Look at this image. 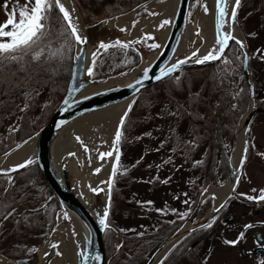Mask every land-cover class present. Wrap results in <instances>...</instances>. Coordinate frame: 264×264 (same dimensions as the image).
Wrapping results in <instances>:
<instances>
[{"label": "rangeland", "instance_id": "1", "mask_svg": "<svg viewBox=\"0 0 264 264\" xmlns=\"http://www.w3.org/2000/svg\"><path fill=\"white\" fill-rule=\"evenodd\" d=\"M148 1H153L155 3H161L165 0H148ZM9 2H10V7H11L13 4H15L16 0H9ZM24 3H25V0H19V5H23ZM201 3L203 4L205 2L201 0ZM3 4H4V0H0V23H3L7 19L6 10L2 6ZM256 4H257L256 0H241V7L238 10L237 28H238V32L240 35V38L239 37L238 38L241 40H244L247 46V53H248V44H247L248 42L244 36L245 33H255L256 35V36L249 37V44L252 45V49H250L251 53H253V49H255L257 46L264 47V31L261 29V27H259L258 18L254 12L256 8L255 7ZM188 7L189 8L187 11V23L191 26V29L193 30L192 38H193V41H195V43H192V44L196 45L202 42V38L194 35V33L196 32L197 28L201 30V27L198 25L199 24L198 20L200 19L201 16L205 15V13L201 6H196L195 8H193L192 0H191V7L190 5ZM141 9H145V11L147 12H144L142 15H138L137 12ZM132 10L135 11L134 12L135 18L131 20L132 22H130V24H122L119 26L108 25L102 31H99L95 34V37L92 43L93 44L92 50L94 53L97 52L98 44L101 41L106 42V43L114 42L117 39H119L122 42H128V41H133V40L141 41L139 43L132 44L128 49H124V50H120L119 48H110L109 50L104 51L101 49L98 54V57L96 58V65H95L96 67L99 66L103 68L101 71L102 73L100 75L113 74V73H118L121 71L124 72L129 68L131 69L135 68L138 64L143 63V59H145L146 56L148 58V55H154L157 52L158 48H150L149 45L153 43L159 44V45L162 44L163 32L166 28H168L169 25H165L163 28H159V25L162 23L164 19H170L171 15L164 14L163 11H161L160 7L159 8L155 7V10H153V9L148 8L147 6H143L140 4L133 5L132 7L126 8L125 11H123V14L131 12ZM153 11L159 13V15H149V13ZM150 16H156V22L154 24L155 29L149 32L140 30L136 33L135 28L132 27L133 21H138L139 23L141 19L148 18ZM246 16L247 18L244 19ZM80 17H81V14H80ZM120 28H128V31L122 32L119 30ZM211 30H212V19H211ZM102 32L104 33L101 34ZM145 34H150L151 36L155 37V39L154 40H151V39L144 40L143 37L145 36ZM60 43H62V41H60ZM230 45L233 48L232 54L229 55L227 51L225 52V55H228V58L233 60V63L227 66L230 74H223L221 69L224 68L225 66L221 63V61L220 62L216 61L218 62L217 64L218 66L222 65L218 71L212 72L211 69L206 70L207 75L211 76L210 77L211 79L210 78H209L210 80L208 79L210 82L208 83L210 85L209 92L206 91L202 93L201 91L197 95H195V98H196L195 101L192 100V102H187L186 98L184 99V96L182 95L183 93L181 92L180 84L173 85L174 89L172 88L169 89L170 90L169 93L170 94L173 93L174 95L176 94L179 96V104L177 101H175V98L171 99L173 100L172 101L173 104L172 106H170L169 110H171L172 112H167L164 110L163 116H159L160 111H155L154 114H155L156 119H151L149 121H147L145 116H142L141 120H146V121L140 120L139 122H137L136 120H132L129 127L124 131L127 139L120 145V149H121L120 163L121 165L125 166V168H127L128 173L124 175H120L119 173L122 172L123 169L118 168V174L112 184V190L116 189V187L120 188V186L122 187L124 186V184H126L127 186L121 189L123 192V197H124L122 201L120 199L115 198V200H117L115 202L116 206L115 205L113 206L112 200H111V208L113 209L110 214L111 224L109 223V228L104 229L108 232L107 236L109 237V242H110V246L107 247L108 248L107 251L110 253V255L105 254V264H109L111 262L110 258L114 257V255L112 254H114L115 251H116L115 264H120L119 262L120 259L123 260V257L128 256L130 253L133 256H136L137 254H139V248L140 247L143 248V246H141V242L145 241L146 240L145 238H147L148 236L142 235L141 237H137L135 236L134 232L142 231V226H144L145 228H147V225H149L148 227L155 226L157 223V220L159 219L160 222H162V225L165 226L164 228H166V230H169L168 232L169 234H167V231L165 230L164 234L161 233L159 237L155 238L152 243L147 244L144 247V249L140 251V255L143 254V256L141 258L140 257L137 258L140 261L135 262V264L146 263L148 259L150 258V256L152 255V253L157 248H159L160 245H162V243L167 239V237L172 232H174V230L177 229V227L181 225L187 219V217L185 219H182L180 224L176 228H174V230L171 231V229H173V227L175 226V223H173V221L176 222L177 220L180 219L176 215V213L173 212L172 210L176 209L182 212L188 211V206L183 204V200L185 199V196L183 194L187 193L188 197H191L188 193V190L190 189L189 183H195V185L197 184L196 190L198 188H201L202 190L203 188L209 189L211 187L215 188V187H220L222 185H225L226 178H227L226 175L228 174V171H229V167L227 164V153L230 148L234 130L237 124L239 123L240 118L244 114L247 108V105H248L247 104L248 103V92H247L246 81L245 80L242 81V84L239 83V80L237 78L238 76L233 74V71H236V69L241 70L243 57H241L240 60L235 59V56L240 55V53L235 50L236 46H235L234 41H231ZM56 46H59V44H57ZM74 49H75V45H74ZM136 58L138 59V61L135 64L133 63L131 64L133 59H136ZM146 60H149V59H146ZM214 62H212L211 64L213 65ZM16 66H17L16 64H12L10 67L5 69V74L2 77L3 81L8 80L9 78L11 79L16 78V74H18L17 70L15 69ZM117 69H120L121 71L120 70L116 71ZM180 69L181 68L177 70H180ZM247 71H248V67H247ZM248 73L250 75V71H248ZM45 74H47V72H45ZM192 80L194 81L193 87L194 86L197 87L195 84L197 81H199V79L196 75L194 77L192 76L190 80L188 78V80L185 81V84L191 85ZM216 82L222 85V87L219 88L217 93H213L214 91H213L212 86H216L215 85ZM252 85H253V79H252ZM7 86L8 85H6L5 87ZM10 87L13 88L10 96L13 97L14 103L16 105H15V108L13 107L11 108L10 111L6 112V114H9L7 115L6 122L5 123L0 122L1 124L0 125V146L4 145V143L9 138L12 137L13 132L10 129L17 127L16 126L17 120L21 117L22 114L28 112L30 115V121L32 122L35 119V117H38L42 113H45L47 111V107L49 106V98L51 96V90L55 88L54 86H52L53 88L49 87L48 93H46L47 89L43 87L42 92L44 95H41V97L43 98H40L39 101L38 99H36L34 102H31L32 101V93H31L32 90L30 88H27V89L24 88V86H21L19 83H17V80H11ZM243 87L245 88L246 94L243 95V92H240L239 99H241L242 97H245L246 99L245 108L242 111V113L238 112V114L240 113L238 115L237 113L234 112V110L236 109L233 110V105L234 104L237 105V96L235 99L233 97L237 92H239L240 89H243ZM33 89L36 92L37 86L36 88L33 87ZM152 92H153L152 90H148L146 95L148 96ZM253 93H254V89H253ZM27 94H30V95H27ZM16 100L17 102H15ZM167 102L168 101L166 100L165 103ZM254 102H255V105L259 107L256 104L255 97H254ZM26 104L27 105L31 104V105L27 107L25 112L21 111V109H23ZM207 104H209V107L213 106L215 108V111H212V112L217 115V118L222 120V121L219 120V122H223V125L229 124L234 119L233 128L231 127V130H230L229 126L227 129V127L221 128L220 124L218 123L215 124L214 123L215 121L212 117L213 114L210 112L211 110L207 107ZM166 105L167 104H164V107ZM181 109L184 111L187 110L185 111V113L187 114H184L185 119L180 123L178 122L180 127H182V130L179 136L177 135L176 137L174 135L170 136L167 130L168 126L171 123H173L170 120L173 115H170V113H173V112L176 113V115L174 116L178 118L177 116L180 115L179 111H181ZM1 111L2 110H0V112ZM259 112L260 111L254 112L256 114L255 117L253 118L254 121L260 120L263 118L262 114H258ZM201 116L203 117V119H200ZM215 125H217L216 126L218 127L217 130L220 133L222 129H227L229 132L232 133L231 134L232 137L231 136L227 137L229 133L228 131L224 132L221 150L218 152H221L224 150L226 154V159L222 160L223 156L221 154L220 163L218 164V166H215V168L213 169V174L215 175V179L213 177L214 181L212 182L206 181L207 182L206 183L205 180H206V175H207L208 168H209L208 165L210 164V158L206 156V158L203 160L204 163L202 165L194 167L193 164L195 160L193 161L189 160L188 151H190L191 148L185 144V138H190V141L196 138L195 141L197 142L201 139L198 137V134H201L202 137L204 136L206 139L213 140V138H215L216 136L215 135ZM148 132H151L152 134L150 137L143 135L144 133H148ZM165 132H166V135H164ZM245 135L246 134L244 132L243 144H245L244 142ZM141 136H143L142 139H136L137 137H141ZM173 138L175 139L172 140ZM221 139H219L220 143H221ZM162 142H163V146H161ZM201 142L204 143V138L202 139ZM225 145H228V147L225 148ZM157 148H159V151H156ZM173 149H176V151L173 152L172 151ZM191 152L193 154V151ZM169 156L172 157V162L164 163V161L168 160ZM136 160L140 161V163L137 164ZM246 162L248 163L246 165L245 170L243 169L242 171L243 177H241L240 179L241 183L239 182L238 188L245 190V191L246 190L250 191L251 185L249 184V182L255 181L258 184H255L254 182V184L257 186L256 188L253 186L252 187L257 190L262 189L264 187V162L263 160L253 159V160H247ZM221 163L223 164L224 168H225V165L227 167L226 174H223V176H222V173L219 172L220 168L224 170V168L220 166ZM133 165L135 166L133 167ZM149 165H151V167H149ZM157 165H160V167L157 168ZM112 168H113V165H112ZM238 168L239 170L237 169L238 171L237 176H239L241 172V168L239 166ZM155 177H159V179L156 180L154 179ZM169 177H171V179L169 180L167 184L162 183L164 179H167ZM201 190L199 194L198 195L195 194L194 199H192L193 201H195V203L191 205V212L193 211L194 208L197 207L194 221L202 217L209 210H211L214 207V205L220 201L221 197L225 193L224 191V193L220 197L216 196V200H212L211 196L214 193L208 191L207 194H205L204 196H201L200 194ZM177 196H179L180 198L175 199V197ZM230 196H228V198ZM228 198L226 199V201L228 200ZM204 199L207 200L206 203H202ZM145 201H152L153 203L152 204L138 203V202H145ZM44 202L45 201L40 202V205L44 204ZM107 203H108V199H107ZM210 204H212L211 208L209 207ZM208 207L210 209L207 212H205V209H207ZM44 208L45 207L42 206L40 210L44 211ZM165 208H166V214L165 212L157 211L158 209H165ZM108 211L110 213V208L108 209ZM203 212L205 213L197 217L198 214H201ZM54 216L55 218L52 221L53 225L51 224L50 226V224H48L49 228L47 230V235L43 239V242L37 244L36 246L38 249V251L36 252L37 259H34L33 264H48L55 257L56 250L50 247L51 243L55 241L49 242L48 238L50 234L52 233V229L54 228L58 220L61 222H66L67 220L63 218L64 214L62 213L61 208L57 209V212L54 213ZM252 216L253 215H249L250 220H253L254 217ZM255 218L259 219L260 217L256 215ZM164 228H159L158 231L161 232L162 229ZM121 229L125 231H120ZM258 230L261 231L260 234L264 238V225H261V227H258V228H255V227L248 228L245 232V235H247L246 233H248L246 238H248L249 240L251 239L255 240L254 236ZM188 232L186 234H188ZM128 234H130L129 237L127 236ZM165 234L167 235L164 237ZM186 234H184L179 240H181ZM125 236L127 237L125 238ZM103 238H104V231H103ZM120 244H123V247L117 250V245H120ZM174 244L171 245L169 248H167L165 252L160 253L161 255L159 256V258H157L158 260L157 259L155 260L156 264H158L160 260L164 258L165 254H167L170 249H173ZM262 244H264V242ZM49 247H50V250H52V253L51 255L46 257L45 251L48 250ZM214 247H215L214 251L209 255V257L206 258V261L204 263L206 264H234V263H238L239 260L240 261L242 260V257L239 256V251H238L239 246L236 244L233 246V245H228L225 243H221L220 241H217ZM104 253H105V247H104ZM143 257H146V258L143 260ZM10 258H14V257H10ZM238 258L239 260H237ZM123 263L126 264L127 262L124 261ZM179 264H183V263H179Z\"/></svg>", "mask_w": 264, "mask_h": 264}, {"label": "water", "instance_id": "2", "mask_svg": "<svg viewBox=\"0 0 264 264\" xmlns=\"http://www.w3.org/2000/svg\"><path fill=\"white\" fill-rule=\"evenodd\" d=\"M63 3L66 5V7H75V14L77 17H79L82 35L88 38V42L83 46L75 45V49L71 58V68L66 89L59 102L49 115L48 119L33 133L24 137L10 148L0 153V167L8 169L13 165L26 162L28 159H33L35 161L33 166L35 167L46 188L59 202L62 213H67L68 217L80 225L85 234V242L83 246L76 247V257L74 264H105L103 241V231L105 227L104 225L100 224L99 221L107 205L102 203L99 192L96 193L91 190L92 194L88 200H85L78 193L72 182L70 164L68 160L65 157H62L59 161H54L51 156L53 142L57 135L65 128L87 114L125 100H128V105L126 106L127 109L133 97L141 88L158 81L154 77L160 74L161 69L167 70L168 68H171L174 64L178 63V61L191 56V54L196 51V49H193L184 56L180 55V51L184 43L189 0H175L173 11L170 16L172 23H170L168 26L167 33L163 38L162 44L160 45L161 47L158 48L157 52L149 60L143 64H138L135 68H129L124 72L121 71L118 73L91 77L87 75V70L91 65L94 53L92 50L93 39L97 32L102 31L104 28H106V26H108L107 23H101L102 21H107V19L86 24L80 17L78 9L73 0H63ZM215 3L216 0H213L212 46L216 40ZM235 27L237 28V25ZM103 33L104 32L101 34ZM81 47L84 49L83 53L80 52ZM245 51H247L246 44ZM76 56H81L82 58L77 60L75 59ZM211 63L212 62L196 64L192 61H189L188 63L181 65L180 68L206 66ZM145 69L149 70L148 77L150 78L144 77ZM242 69L247 85L248 105L234 130L228 151L227 164L229 171L225 182V185L227 184L225 193L221 197L220 201L216 203L211 210L195 221L194 217L196 215L197 207L194 208L187 219L167 237V239L162 243V245H160L159 248H157L152 253L145 264H156L155 260L159 258L161 255L160 253L165 252L167 248L176 243L177 240H179L184 234L195 227H199L208 223L217 214L215 209L224 203L228 196L233 194V187L236 183V177L238 174V171H236L235 174L233 173V168L235 167L239 170V163L236 165L237 139L239 136L244 138L245 128L248 126L253 113L255 111L264 112V109L255 105L253 88H250V85H252V78L243 63ZM126 72L129 74L122 81L111 85H101L108 78ZM137 80H142L143 83L136 84L135 88L129 87L130 85H134ZM65 100L68 101V104H64ZM126 109L124 110V113ZM120 119L118 120L117 126L120 122ZM25 144L29 145V151L23 159L13 164L4 163L6 158L9 156L5 155L6 152L12 153ZM229 157L231 158L230 161L228 159ZM75 167L77 172L81 173V167L79 164H76ZM1 228L2 227H0V230ZM78 248L80 251H83L85 255H90L92 257L99 256L100 260L97 261L95 259H89L84 261L77 255ZM0 257L7 264H31L33 259H37V254L33 253L29 256L18 258H10L3 255H0Z\"/></svg>", "mask_w": 264, "mask_h": 264}, {"label": "snow or ice", "instance_id": "3", "mask_svg": "<svg viewBox=\"0 0 264 264\" xmlns=\"http://www.w3.org/2000/svg\"><path fill=\"white\" fill-rule=\"evenodd\" d=\"M4 9L6 10V16L7 19L0 23V79H2L3 75L5 74V69L10 67L12 64H16L20 66L21 71L24 70V64H25V58H28L29 62H37V63H50L55 60H62L65 56V53L67 51H70L74 45H86L88 42V38L86 36L82 35V30L79 27V17L75 16V7L72 6L71 8L66 7V5L63 3V0H25V3L23 5H19V0H16L15 4H13L10 7L9 0H4V4L2 5ZM196 6H201L203 8V11L205 15L208 14V7L206 3H201V0H192V7L195 8ZM216 7V40L214 42V45L207 51L206 54H204L202 57L199 55V49H197L195 52L191 54V56L178 61V63L174 64L171 68H168L167 70L161 69L160 74L158 76H155L154 78L159 80L162 77L170 76L172 73H175L177 69L180 68L181 65H184L188 63L189 61H192L196 64H205L207 62H214V61H221V63L225 66L223 69H221L223 74H230L229 70L227 68L228 65H231L233 63V60L228 58V55H225V52L227 51L229 55L232 54L233 48L230 45L231 41H234L235 43V50L240 53V55L235 56V59L240 60L241 57L242 63L244 64L245 68L248 67V60L250 59L249 54L247 51H245V43L243 40L239 39L234 35L235 26L238 24V10L241 7V0H216L215 3ZM231 8V11L229 12L228 9ZM54 10H57V14L53 15ZM149 15H159L157 12H150ZM101 23H108V21H102ZM136 23L138 21H133L132 27L134 28ZM172 23L170 19H164L162 23L159 25V28H163L165 25H169ZM225 28H227V31H225ZM122 32H127L128 28H120L119 29ZM200 29L197 28V31L194 33V35L199 36L200 35ZM250 36H254L255 33H249ZM144 40H154L155 37L151 36L150 34H145L143 37ZM62 41V43H60ZM141 41L133 40L128 42H122L119 39H117L114 42L106 43L101 41L98 44L97 52L93 53V62L92 66H90L87 70V75L89 77L94 75L95 71V65H96V58L98 57V54L100 50L107 51L110 48H119L120 50L128 49L132 44L139 43ZM195 43V41H193ZM59 44V46H56ZM150 48H159L161 47L159 44H151L149 45ZM80 52L83 53L84 49L83 47L80 48ZM255 56H258L261 60H264V50L257 49ZM81 56H76L75 59L80 60ZM195 58V59H193ZM148 69L144 70V77H148ZM124 74V73H122ZM177 82L179 81V77L175 78ZM142 80H137L134 85H130L129 87L135 88L136 84H142ZM250 88L254 89V85H250ZM138 90V89H137ZM241 92L243 89L240 90ZM30 95V94H27ZM239 95V92H237L234 95V99L236 96ZM254 95V93H253ZM64 104H68V101L65 100ZM135 104V101L132 102L126 109L124 115L121 117L120 122L117 126V130L114 134V139L112 144L109 146L108 151L99 152L98 159L104 160L105 158H111L113 157V154L115 153L114 162H113V168L110 174V178L108 181L102 182L108 185L107 188V195H108V203L101 215L100 224L104 225L105 228H109V211L108 209L111 207V192H112V184L114 182V179L116 178L118 174V168L123 169L122 172H120V175H124L127 173V168L125 166L121 165L120 163V145L127 139L124 132V126L125 121L128 117V113L131 112L132 106ZM28 105L26 104L21 111H25L27 109ZM236 105H233V109H235ZM67 110V109H65ZM187 111V110H185ZM170 115H176V113H170ZM200 119H203L201 116ZM11 131H15V128L10 129ZM251 132V127L245 128V134ZM144 136H151V132L144 133ZM143 136L137 137L136 139H142ZM75 139L77 142L81 143L84 146V151L87 153L89 152V149L87 145H84L83 140L80 136H76ZM106 143V142H105ZM186 145L190 148L197 147V143L195 140L186 141ZM163 146V142L161 144ZM254 148V143L250 142L249 140H245V146L243 150V154L241 156L240 160V168H243V165L247 161V154L249 151V147ZM228 145H225V148H227ZM95 151H98V149H94ZM156 151H159V148L156 149ZM173 152L176 151V149L172 150ZM11 153L6 152L5 155H10ZM69 155L74 156L75 153H69ZM260 155L264 156V153H261ZM142 159V158H141ZM230 161V157L228 158ZM89 160H91V157H89ZM172 162V157L169 156L168 160L164 161V163H170ZM35 161L33 159H28L26 162L13 165L8 169H4L0 167V176L6 178V184L0 185V187H3V192H0V208L10 209V210H4L0 211V227H2L4 221H7L9 218H15L17 215L23 216L25 220L28 219L26 215L23 213H18L17 208L15 207L16 203L21 202L24 197L21 196V201H16L15 196H11V199H8L11 188L14 187V177L11 175V173L18 172L20 169L27 168L29 165L34 164ZM140 163V161H137V164ZM204 163L203 160L194 161L193 166H199ZM135 165H133L134 167ZM151 167V165H149ZM160 165H157V168H159ZM101 169L97 168L95 171L98 173ZM237 169L233 168V173ZM154 179L158 180L159 177H155ZM171 177L164 179L162 183L167 184ZM151 182V181H149ZM239 184V177H236V184L233 187V192H235L236 186ZM93 192L98 193L99 191H104L103 188H92ZM253 193H257V189L252 190ZM208 193L207 188H203L201 190V196H204ZM185 196V199L183 200V204L188 206V211H179L176 209H173L172 211L176 213V215L180 219H185L189 216L191 212V205L195 203V201L191 200L190 197H188L187 193L183 194ZM244 195L245 198L249 201H264V190H259V193L257 196L253 195H247V194H241ZM180 197L177 196L175 199H179ZM231 198V197H230ZM212 200L216 199L215 194H212L211 196ZM207 200L202 201V203H206ZM141 204H152V201H145V202H138ZM228 201H225L222 203L218 208L215 209L217 213L221 211V209L225 208L227 206ZM33 211H37L36 209H33ZM157 211L165 212L166 214V208L165 209H158ZM64 219H68L67 213L64 214ZM19 222V221H17ZM216 222V217H213L208 223L201 225L200 228L207 229L211 228ZM175 223V221H173ZM254 225H246L245 228H252ZM56 229L53 228L52 231L54 232ZM120 231H125L121 229ZM198 229H192L189 235L192 234V232H196ZM75 234V232H74ZM144 233H138V235H143ZM244 238V233L240 234V238L235 241H228L226 240V244L235 245L240 242ZM50 247L55 251V255L62 256V252L59 251V242H53L51 243ZM121 247H123V244L117 245V250H119ZM177 246L174 245L173 249H170L167 254H165L164 258L160 260V264H164V261L168 259V256L171 255L172 251ZM32 252L38 251V249H31ZM51 255L50 253H45V256ZM77 255L81 257L84 261H87L89 259H95L97 261L100 260L99 256L92 257L90 255H85L83 251H80L78 248ZM260 264H264V260L260 261Z\"/></svg>", "mask_w": 264, "mask_h": 264}, {"label": "flooded vegetation", "instance_id": "4", "mask_svg": "<svg viewBox=\"0 0 264 264\" xmlns=\"http://www.w3.org/2000/svg\"><path fill=\"white\" fill-rule=\"evenodd\" d=\"M147 1L148 0H138V1L137 0H77V6H78V10L82 18L84 19V21L87 23H92V22L99 21L102 19H109L115 15L123 14V11H125V9L123 10L122 8L123 4L129 5V7H132L133 5H137V4L142 5L143 3H146ZM256 2L257 4L255 6L256 8L254 12L258 18L259 27H261V29L264 31V0H256ZM190 4H191V0H189V5ZM144 12H147V11H145V9H141L137 12V14L142 15ZM246 18L247 16L244 19ZM244 36L248 42L247 43L248 44V54L250 56V59L248 60V71H250V75L253 79L255 101L259 107L264 109V60H261L258 56L254 55L256 53L255 50L257 49L264 50V47L257 46L255 49H253V53H251L250 49H252V45L249 44L250 35L249 33H245ZM218 62L215 61L213 65L210 64L206 66H194V67H208L209 66V68L212 69L213 72H216L222 66V65L218 66L217 65ZM233 74L238 76L237 78L239 80V83L242 84V81L245 80L242 68L241 70L236 69V71H233ZM215 85L216 86H212L213 91H214L213 93H217L219 88L222 87V85H220L217 82L215 83ZM240 90H239V93L241 92ZM243 98L244 97H242V99ZM240 108H241V103H240V99L238 95L237 105L235 107L236 110L234 109L233 110L235 113L238 114V112H240ZM210 110L215 111V108L213 106H210ZM258 114H262L263 118L260 120L254 121L253 118L256 115L254 113L248 125V127L249 126L251 127V132L245 135V140H249L255 145L254 148H252L251 146L249 147V151L247 154V160H253V159L260 160L261 159L264 162V156L260 155L261 153H264V113L259 112ZM217 123L218 121L215 122V124ZM18 124L19 123L17 120L16 126ZM219 124L221 128L227 127L228 129V126H229L230 130H231V127L233 128L234 126V125L231 126L230 123L229 124L226 123L227 125H223V122H219ZM216 126L217 125H215V127ZM216 128L218 129V127ZM15 129H16L14 131L15 139L19 141L21 139L20 138L18 139V129L17 127ZM227 129H222L219 135L220 136L219 139L221 138L222 139L220 143L221 145L218 146V150L216 152V157L218 159L221 158L222 153L223 155H226L224 150L221 152H218V151L221 150L224 132H227L228 131ZM231 134L232 133L229 132L227 137H230ZM196 143L198 146L195 147L194 149L191 148L190 151H188L189 160L190 161L204 160L206 156L210 158V155H211L209 151V149L211 148L210 143L209 142H206V143L196 142ZM242 146L244 147L245 144H243ZM243 147H242L241 156L244 150ZM191 151H193V154ZM227 157H228V153H227ZM240 160H241V157H240ZM247 163L248 162H245L238 176L239 182H240L241 177H243L242 171L243 169L245 170ZM238 165L240 166V161ZM33 169L35 171V174H32V175H26L22 173L23 169H20L18 172L11 174L14 177V187L11 188L10 193H14L16 189L18 190L16 192L17 195H15L16 201H21V196L24 197V199L21 202L15 204V207L17 208L18 213H23L24 215L28 217V219L25 220L23 216L17 215L15 218H9L7 221H4L2 228L0 230V255H3L6 257L18 258V257L29 256L33 253H36L37 251L32 252L31 249L33 248L37 249L36 247L37 244L43 242V239L47 235V230L49 228L48 224H50V226L52 224V222H50L49 220V217L45 215V211H46V206L48 205V203H50V199L54 197L52 196V194L49 192V190L46 188V186L42 182L34 166H33ZM219 172L222 173V176L223 174H226L221 168L219 169ZM209 173H210L209 179L212 182L215 179V175L213 174V171L210 169V167L208 168L207 174ZM2 182H3L2 185L6 184L5 177H2ZM254 182L255 181L249 182L251 186L248 184L251 188L250 191L239 189L238 186H236L235 192H233V195L230 196L231 198L229 197L227 200L228 201L227 206L221 209V211L214 216L216 217L215 224L211 228H207V229H202L200 228V226L197 228H194V229H198V231L192 232L191 235H189L191 231L188 232V234H186L181 240H178L174 244L177 247L172 251L171 255L168 256V259L164 261V264H179V263L206 264L204 262L206 261V258L209 257V255L214 251V248H215L214 246L217 241H220L221 243H225L226 240L235 241L240 238L241 233H244V238L240 240V242L237 243L236 245L239 246V250H238L239 256L242 257V260L240 261L238 258L237 260H239V262L234 263V264H260V261L264 260V244H262L264 242L263 241L264 238L260 234L261 231L258 230L254 236L255 240L254 239L249 240L248 238H246L248 233H246L247 235H245V232L248 229V228L246 229L245 226L251 224V225H254L255 228H258V227H261V225H264V201H260V202H257L255 200L249 201L245 198L244 195H241V194H247V195L257 196L259 193V189L257 193H253L252 191L257 186L255 184H258L257 182H255L254 184ZM125 186L127 185L124 184V186L122 187L120 186V188L116 187V189L112 190L111 197H112L113 206L114 205L116 206L115 202L117 200H115V198L120 199L121 201L124 199L123 192L121 189L124 188ZM252 186L255 188H253ZM196 187H197V184L195 185V183H189L190 189L188 190V193L191 196L190 197L191 200L194 199L195 197ZM44 189L47 191V197L44 198L43 200L42 199L37 200V197L40 194V192L45 191ZM260 190H264V187ZM0 192H3V187L0 189ZM43 201H45L44 204L40 205V202H43ZM55 201H57V199H55ZM57 203L59 204L58 201ZM42 206L45 207L44 211L40 210ZM211 206L212 204H210L209 207L211 208ZM209 207L205 209V212H207L210 209ZM59 208H60V205L55 208L53 212L52 221L55 218L54 213H56L57 209ZM33 209H36L37 211H33ZM4 210H10V209L0 208V211H4ZM205 212L198 214L197 217L201 216ZM249 215H253L252 216L254 217L253 220L249 219ZM256 215L260 218L256 219L255 218ZM177 222H179L178 224H180L181 222L180 219L177 220L175 224H177ZM178 224L176 225V227L178 226ZM148 226L149 225H147V228L142 226V231L134 232L135 236L137 237H141V235H138V233H144L143 235L148 236L147 238H145L146 239L145 241L141 242V246H143V248H139V252L143 250L147 244L152 243L155 238L159 237L161 233L164 234L166 230V228H164L165 226L162 225V222H160L159 219L157 220V223L155 226H151V227H148ZM159 228H164V229H162V231L160 232L158 231ZM166 235L167 234H165L164 237ZM127 236L129 237L130 234H128ZM103 241H104V247H105L106 242L104 238H103ZM197 243H200L199 248L197 247ZM228 245H231V244H228ZM49 251H51L50 247L45 252L50 253ZM112 255H114V257L112 258L115 259L116 251ZM112 258H110V260L114 261ZM145 258L146 257H143V260ZM33 261L34 259L32 260L31 264H33ZM124 261L127 262L126 264H135V262H139L140 260H138L136 256H133L130 253L128 256H124L123 260L120 259V264H124L123 263ZM158 264H160V262Z\"/></svg>", "mask_w": 264, "mask_h": 264}, {"label": "bare ground", "instance_id": "5", "mask_svg": "<svg viewBox=\"0 0 264 264\" xmlns=\"http://www.w3.org/2000/svg\"><path fill=\"white\" fill-rule=\"evenodd\" d=\"M203 1L208 5V14L201 16L198 20V25L201 27L199 37L202 38V42L196 45L192 44L193 30L191 29V26L186 23L184 43L180 51V55L182 56L188 54L193 49H199V55L202 57L212 46L211 19L213 0ZM174 2L175 0H165L161 3L148 1L146 3H143L142 5L147 6L148 8L153 10H155V7H160L161 11H163L164 14L171 15L174 7ZM230 9L231 8L228 9L229 12ZM133 18H135L134 11L116 15L110 19H107V25L119 26L122 24H130ZM155 22L156 16H150L148 18L141 19V21L136 24V27H134L136 33L140 30L146 32L152 31L153 29H155ZM167 30L168 28H166L163 32V38L165 37ZM225 31H227V28H225ZM234 35L240 38L238 29L236 27ZM152 56L153 55H148V58L146 56V58L143 59V63L147 61L146 59H150ZM128 74L129 73L126 72L124 74L120 73L118 75L110 77L101 85L105 86L118 83L125 79ZM127 105L128 100L120 101L106 108L87 114L77 119L70 126L65 128L54 139L51 150V156L53 160L59 161L62 157H65L68 160L70 164V173L73 185L85 200H88L91 197L92 188H103L104 191H99V195L102 203L104 205H107L108 185L102 182L108 181L110 178L114 154L113 157L105 158L104 160L98 159V154L99 152L109 150V146L112 144L114 139L118 120L124 113ZM76 136L81 137L84 145H87L89 152L86 153L84 151V146L81 143L77 142V140L75 139ZM242 144L243 138L242 136H239L236 145V165L240 161ZM94 149H98V151H95ZM28 151L29 145L25 144L12 152L6 158L4 163L13 164L18 162L24 158ZM69 153H75V155L71 156L69 155ZM89 157H91V160H89ZM76 164H79V166L81 167V173L77 172V169L75 167ZM97 168L101 169L98 173L95 171ZM225 188H227V184L215 188L211 187L208 189V191L214 193L215 196L220 197L224 193ZM54 228L56 230L54 232L52 231L48 238V241L59 242V251L62 252V256L55 255V257L48 264H74L76 257V247L83 246L85 242V234L82 228L70 217H68L66 222H61L58 220ZM0 264L7 263L1 259Z\"/></svg>", "mask_w": 264, "mask_h": 264}, {"label": "trees", "instance_id": "6", "mask_svg": "<svg viewBox=\"0 0 264 264\" xmlns=\"http://www.w3.org/2000/svg\"><path fill=\"white\" fill-rule=\"evenodd\" d=\"M73 1L77 6V0H73ZM124 5L125 4L122 5L123 10L129 7V5H125V6ZM190 7H191V4H190ZM77 8H78V6H77ZM56 14H57V10H54L53 15H56ZM73 50H74V46L72 47V49L70 51H67L65 53V56L62 60H55V61H52V62L47 63V64H44L42 62L41 63L29 62L28 58L26 57L23 71L19 70L20 69L19 65H17L15 67V69L18 72V74H16V78H12V79L9 78L8 80H4V81L2 79H0V110H2L0 112V122H3V123L6 122L7 115H9V114H6V112L10 111L11 108H13V107L15 108V105H16L14 103L13 97L10 96V94L13 90V88L10 87L11 80H17V83H19L21 86H24V88H26V89L30 88L32 90V92H31L32 93V101L31 102H34L36 99H38V101H39L40 98H43V97H41V95H44L42 92L43 87H45L47 89L46 93H48L49 87H52V86L55 87L54 89L51 90V96L49 98V106L47 107V111L45 113H42L40 116L35 117V119L31 122L29 113L28 112L24 113L25 112L24 111L23 112L24 114H22L21 117L18 119V123H19L17 125L18 139L19 138L22 139V138L28 136L29 134L34 132L38 127H40L48 119V117L51 114V112L53 111L54 107L59 102L60 98L62 97V95L66 89V85L68 82ZM93 59H94V57H93ZM93 59L91 61V66H92ZM137 61H138L137 58L133 59L131 64L132 63L135 64ZM102 69H103L102 67H99V66L96 67L95 66V71H94L93 76L100 75L102 73L101 72ZM207 69H210L209 66L208 67H194V66L193 67H183L180 70H177L175 73H172L170 76H166V77H164L158 81H155L154 83H152L148 86L141 88L136 93V95L134 96V98L132 100V102L135 101V104H133L131 112L128 113V117L125 121L124 131L129 127L132 120H136L137 122H139L141 120L142 116H145L147 121H149L151 119H156L155 114H154L155 111H160L159 116H163L164 110L167 112H172L171 110H169L170 106H172V104H173V102H172L173 100H171V99L175 98V101H177L179 104V96L176 94L174 95L173 93L172 94L169 93L170 92L169 89H171V88L174 89L173 85L180 84L181 92L183 93L182 95L184 96V99L186 98L187 102H192V100L195 101V99H196L195 95H197L201 91H202V93H204L206 91L208 92L210 89V87H209L210 85L208 83H210L209 80L211 79L210 78L211 76L207 75V73H206ZM119 70L120 69H117L116 71H119ZM45 72H47V74H45ZM195 75L199 79V81H197L195 84L197 87H195V86L193 87V85H194L193 80H192L191 85L185 84V81L188 80V78L190 80L191 77L192 76L194 77ZM176 77H179L178 82L175 79ZM6 85H8V86L5 87ZM36 86H37V91L35 92L33 87L36 88ZM148 90H152L153 92L147 96L146 94H147ZM242 92H243V95L246 94L244 87H243ZM166 100L168 101L167 103H165ZM245 100H246L245 97L243 99L242 98L240 99V103H241L240 113H242V111L245 108ZM15 102H17V100ZM31 104H29L28 106H30ZM164 104H167V105L164 107ZM207 107L210 109L209 104H207ZM179 112H180V115L177 116L178 118H176L173 115L172 118L170 119L173 122L167 128L170 136H173V135L175 137H176V135L179 136V134L182 130V127H180L178 122L179 123L182 122L185 119L184 114H187V113H185V111L182 109ZM210 112L213 114L212 117H213L214 121L215 122L218 121V124H219L220 119L217 118L216 115L212 111H210ZM159 119H160V117H159ZM141 121H146V120H141ZM32 123H33V125H32ZM233 124H234V119L230 122L231 126ZM12 132H13L12 137L9 138L4 143V145L0 146V153L3 152L8 147H10L16 141H18L15 139L14 131H12ZM164 135H166V132ZM215 135H216L215 138H213V140H210V139H206L204 136L202 137L201 134H198V137L201 139L199 141H197V142H201L202 139L204 138L205 143L206 142L210 143L211 148L209 149V151H210L211 155H210L209 167L212 171L215 168V166H218V164L220 163V159H218L216 157V152L218 150V146L221 145V144H219L220 142H218L219 137H220L219 136L220 132L217 130L216 127H215ZM188 136H189V134H188ZM174 139L175 138H173L172 140H174ZM186 141H190V138H185V142ZM120 152H121V149H120ZM222 155H223V153H222ZM225 158H226V155H223L222 160ZM220 166L222 168H224L222 163ZM223 171H224V173H226V171H227L226 165H225V168ZM22 173H24L26 175H32V174H35V171L33 169V166L29 165L27 168L22 170ZM210 173H212V172H210ZM210 173L206 175L205 182L206 181L210 182V179L208 176V175H210ZM2 184H3L2 176H0V185H2ZM16 185H17V183H16ZM1 188L2 187H0V189ZM200 190H201V188H198L196 190L195 194L198 195ZM17 191L18 190L16 189L14 193H10L8 199H11V196L17 195V193H16ZM46 197H47V191L45 190L44 192H40V194L37 197V200H41V199H44ZM58 206H59V204L57 203V201H55L54 198H51L50 203H48V205L46 206L45 215L47 217H49L50 222H52L53 212H54L55 208ZM3 209H6V206ZM112 210L113 209L110 207L109 223H111L110 214H111ZM181 220L182 219H180V221ZM178 223L179 222H177V224ZM177 224H175L173 229L176 227ZM171 231H172V229H171ZM167 234H168V230H167ZM107 235H108V232L106 230H104V238H105V242H106L105 254L109 255V252L107 251V249H108L107 247L110 246V242H109V237ZM107 237H108V239H107ZM126 237L127 236H125V238ZM197 247L198 248L200 247V243H197ZM51 253H52V250L50 251V254ZM142 256H143V254L140 255V252H139V254L136 255V258H139V257L141 258ZM113 260L114 261H111L109 264H115L116 257Z\"/></svg>", "mask_w": 264, "mask_h": 264}]
</instances>
